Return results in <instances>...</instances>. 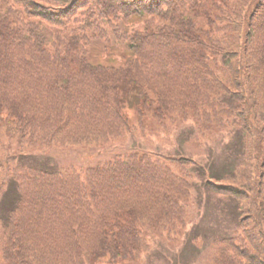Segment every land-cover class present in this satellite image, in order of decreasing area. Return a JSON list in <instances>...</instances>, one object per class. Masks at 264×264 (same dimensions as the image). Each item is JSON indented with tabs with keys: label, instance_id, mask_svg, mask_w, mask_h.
I'll return each mask as SVG.
<instances>
[{
	"label": "trees",
	"instance_id": "obj_1",
	"mask_svg": "<svg viewBox=\"0 0 264 264\" xmlns=\"http://www.w3.org/2000/svg\"><path fill=\"white\" fill-rule=\"evenodd\" d=\"M190 118L204 132L228 128L232 160L99 151L168 123L178 141ZM3 136L4 263L142 264L160 243L194 249L196 174L234 223L211 243L213 262L264 264V0H0ZM94 148L87 165L15 159L74 149L81 160Z\"/></svg>",
	"mask_w": 264,
	"mask_h": 264
},
{
	"label": "rangeland",
	"instance_id": "obj_2",
	"mask_svg": "<svg viewBox=\"0 0 264 264\" xmlns=\"http://www.w3.org/2000/svg\"><path fill=\"white\" fill-rule=\"evenodd\" d=\"M123 114L128 119L129 124H137L139 114L136 109L124 108ZM181 127L180 135L178 141L176 140L177 124L167 125V128H162L158 131L157 135H149V137L143 138L139 133V136H127L126 139H119L113 143L108 144L104 148L100 147L99 151L103 152L106 157L113 155L116 152L123 151L125 148H137L143 149L147 148H157L159 151L170 152V148L175 147L178 152L186 153L191 155L190 151L195 152L194 156L199 154L205 161L210 159L215 166H221L227 161L232 160L233 154L237 152L235 144L233 142L227 145V141L230 140L231 135H228L229 129H225L222 132H204L201 126H198L191 118L184 121ZM199 129V132H198ZM192 141L184 144V141L191 138ZM195 136H197L195 138ZM8 138L4 137L0 141V163L1 158L5 160L7 152L3 150L6 148ZM183 145V146H180ZM227 145V146H225ZM14 149L15 143L12 142ZM250 147V145H249ZM174 148V149H175ZM77 151L72 149L70 151H65L61 149L48 150L46 149L42 154L34 153H22L19 158H15L18 161L30 165H39L40 167L53 168L60 164L72 163L77 166L80 165L84 160V164L87 165L98 154V149L94 148L92 151V156H85L81 159V154L76 153ZM175 152V151H173ZM85 155V154H83ZM202 160V159H201ZM58 162V163H57ZM83 164V165H84ZM187 166H192L188 163ZM38 167V166H37ZM183 174L188 175L189 171L184 167H181ZM190 180L197 183L195 190H192L194 198V206L191 208L193 225L196 228L195 231L191 229V224L187 225L186 230L189 233H197L200 237L195 241V248H181L180 245L170 246L164 243L152 246V251L146 255L145 262L142 264H215L212 260V255L210 253V245L215 238L221 237L222 232L225 234L231 233L233 228L232 216L228 209L225 207L224 202L219 198V196L211 191L212 187L205 186L204 181L201 180L196 174H190ZM4 189V188H3ZM208 192V193H207ZM182 242V241H181ZM190 261L189 263H183L182 258ZM141 261V260H140ZM139 261V262H140ZM0 264H7L3 262L0 252ZM111 264H140L130 262L128 259L119 260Z\"/></svg>",
	"mask_w": 264,
	"mask_h": 264
}]
</instances>
